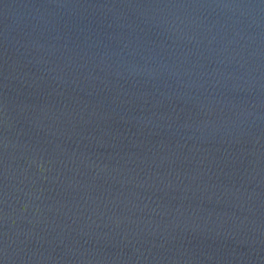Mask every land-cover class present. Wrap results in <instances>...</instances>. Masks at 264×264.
Instances as JSON below:
<instances>
[{"label":"water","instance_id":"95a60500","mask_svg":"<svg viewBox=\"0 0 264 264\" xmlns=\"http://www.w3.org/2000/svg\"><path fill=\"white\" fill-rule=\"evenodd\" d=\"M0 70L181 264H264V0H0Z\"/></svg>","mask_w":264,"mask_h":264}]
</instances>
